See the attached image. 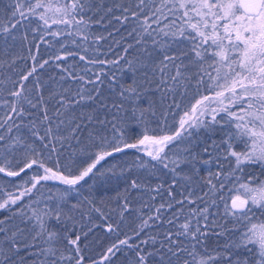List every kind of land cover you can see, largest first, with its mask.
I'll list each match as a JSON object with an SVG mask.
<instances>
[{
	"label": "snow or ice",
	"instance_id": "obj_1",
	"mask_svg": "<svg viewBox=\"0 0 264 264\" xmlns=\"http://www.w3.org/2000/svg\"><path fill=\"white\" fill-rule=\"evenodd\" d=\"M10 8L8 22L0 19V68L7 65L17 79L7 78L12 87L0 99L8 110L0 117V173L35 174L28 186L3 194L0 210L39 196L27 211L0 219V264H264V0H13ZM33 20L31 40L26 31L16 34ZM93 25L106 35L93 34ZM41 29L46 45L45 36L79 37L71 40L77 49L111 39L114 58L100 59L98 47L80 55L61 43L60 54L41 62L40 44L37 54L31 48ZM25 47L33 63L17 70ZM50 61L58 79L46 88L53 77L39 73ZM201 129L210 135H194ZM218 130L223 134L212 138ZM85 139L95 151L81 148L86 159L75 170L59 158L49 166L45 150L59 154ZM128 150L150 158L133 161L147 175L128 181L117 207L105 212L103 198L97 201L91 186L84 196L81 182L111 179L118 165H98ZM48 181L64 187L45 195ZM229 184L228 194L218 195ZM133 213L139 224L129 235L121 225ZM93 214L106 233L124 237L98 258L88 255L98 226ZM230 217L231 228L217 219Z\"/></svg>",
	"mask_w": 264,
	"mask_h": 264
},
{
	"label": "trees",
	"instance_id": "obj_2",
	"mask_svg": "<svg viewBox=\"0 0 264 264\" xmlns=\"http://www.w3.org/2000/svg\"><path fill=\"white\" fill-rule=\"evenodd\" d=\"M13 3V0H0V19L3 20V22L6 24L8 22L7 17L8 14L11 11L10 5ZM119 15V13H117ZM179 23V21H177ZM168 23V21H163L162 24L160 25L161 27L164 26V24ZM36 23L33 20L30 24H27L23 29L19 30L16 34L22 35L23 32H27L29 35V40L32 39L33 32L32 29L36 28ZM58 27L62 29L63 26H52L51 31L58 30ZM114 27H119L118 25H114ZM155 27V25H153ZM108 31H112V28H108ZM91 32L95 35H100V34H105L104 27L100 25H93L91 28ZM44 34L43 29H41L39 34H36V40L33 42L31 45L32 48V54H37V50L35 48V43L40 44L39 52H38V59L42 62L44 59H49L52 56L60 54V44L61 43H66L67 45V50L71 52H77L79 51L80 55H88V56H93L92 49L94 48H99V53L98 57L100 59H113L114 55L113 52L115 49H113V52H109V46L111 44V39L101 41L99 44H84L81 46L80 49H77L74 45L71 44L72 39H77L79 42V37H67L66 40L63 38H53L49 36H45V39L49 40V44L46 45L43 43V41L39 40V35ZM121 34L123 35V30L121 31ZM115 39H119V37H115ZM57 40L60 41V43H57ZM130 42V41H129ZM87 47L88 51L85 53L84 48ZM17 48H19V43L17 44ZM22 55L24 57H27L25 60H18L16 64V69L19 70L20 68L24 67L25 64L31 65L33 62L30 59L29 56V51L28 48L25 47ZM72 63H79L78 57L73 60L69 59L67 61V64H72ZM83 64H80V67H83ZM39 73V70H38ZM42 77L43 80L48 81L49 77H53V81H50L48 84L45 85L46 88H52L54 86V81L58 79V70L55 68V65L50 61V64L45 67L42 73H39ZM215 75V73H212ZM8 77H11L13 80L17 79L15 74L11 69L8 68L7 65H5L3 68H0V81L3 83H0V99H8L7 97V92L4 91L3 89H11L12 85L8 81ZM207 79V78H206ZM202 94L208 95L210 94L207 91H204V89H201ZM47 95V93H45ZM191 100V94L187 99L183 101L184 104H187ZM54 103V101H53ZM227 103V101H225ZM215 107V105H212ZM27 108V105H25ZM235 110V109H234ZM8 110L3 107V105H0V117H3L5 113ZM29 111L33 112L35 114L38 112L37 110H32L29 109ZM177 111V110H173ZM221 116L224 114L221 113ZM27 119L25 120V123H27ZM174 118L169 114L168 120H167V125L169 128H171L174 124ZM155 127V125H153ZM226 130V129H225ZM41 134H43V128H41ZM27 135V132H25ZM223 134L222 131L218 130L215 139H219V137ZM194 135H198L201 137H208L210 134L207 133L204 129H201L198 133H194ZM87 140L85 139L82 143L77 144L75 141L71 142V146L68 144H65L63 148L60 150L59 154L57 152H49L48 150H45V157L51 156V160L49 161V166H53L57 158H59L61 166H66L68 168H72L75 170V168L79 165H81L82 160L86 159V156L81 153L80 149H84V153H92L95 151L94 148L87 147ZM57 149H60L61 146L59 143L56 144ZM237 151L242 150L241 146H237ZM140 156L141 159H150L146 157L142 152H137L136 150H128L125 154L123 155H117L111 158H106L104 161H101L100 165H98V169L100 170H105L113 165H118L114 169V175L111 176V179L104 181L103 183L97 182L93 183L92 178H85V181L81 182V187L80 191L83 193L84 196H89L90 195V186H91V195L99 201L101 198L104 200L103 208L105 212H108L110 209L116 208L117 203L119 202L117 199V194L122 193L123 190L125 189L128 181L131 179H138V180H143L147 173L143 168H138L133 164V161L136 160V157ZM223 162V161H222ZM225 163V167L227 168V164ZM212 170L215 171L216 168L215 166H211ZM121 169H123V172L121 173ZM207 168L202 175L206 174ZM250 170L245 169V173H248ZM255 172H259V168L254 170ZM35 174L34 170H28L25 173H21L19 177H7L6 174L0 173V200L3 198V194L7 192H13L15 193L17 190V186H28L25 185V181L28 180L32 175ZM159 175V174H158ZM246 179V175L243 177ZM155 183V179L152 181ZM243 182V180L241 181ZM63 188L64 186L59 184L58 181H48L45 184V187L41 189V192H44L45 195L48 194V189L50 188L53 192L56 191L57 188ZM231 187V185H227L226 189L224 192L219 193L218 195H227V188ZM21 191H23V187L20 188ZM206 190V189H205ZM197 194L199 195L200 192L198 191ZM39 196V193H36L35 196H30V197H25L23 198L22 204L21 202H18L17 205H12L8 209H3L0 210V219H4L7 217H12L13 213H18L21 208H23L25 211H27V205L30 203V200H35ZM73 197H75V193H73ZM179 198V197H178ZM75 199H82V197H75ZM75 199L72 200V203H75ZM97 206H101L99 203H97ZM138 206V205H137ZM218 207L219 211L222 213L223 212V204L218 202ZM87 211V207L84 209ZM213 213L217 212V208L211 209ZM257 215H259V212H257ZM119 217L113 214V222L118 220ZM219 222L224 223L226 227L231 228L232 227V218L230 217L227 221H223L220 218H217ZM85 220H87V217H85ZM15 222H19V217H15ZM93 222L97 223L96 229L89 235L88 237V242H90L89 245V251L88 255L93 256L94 258H98L99 253L108 246L110 243L115 242L117 238L123 239V235H120L117 237L116 233L108 234L104 231L103 227L99 226V217L97 214H93ZM139 224V220L135 219V214L133 213L132 215H127L125 217L124 223L121 225L123 230L127 232L129 235H131V228L135 227L136 225ZM53 227L56 228H61V225H56L53 222ZM77 227H80V224H77ZM87 231V229H85ZM219 231V229H218ZM135 242V241H133ZM210 243L215 246V238H213V241ZM219 243L222 245L225 243V238L221 237L219 239Z\"/></svg>",
	"mask_w": 264,
	"mask_h": 264
}]
</instances>
